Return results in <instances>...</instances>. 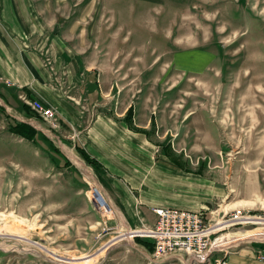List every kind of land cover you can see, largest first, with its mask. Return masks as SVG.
Masks as SVG:
<instances>
[{
    "label": "rangeland",
    "instance_id": "374dc122",
    "mask_svg": "<svg viewBox=\"0 0 264 264\" xmlns=\"http://www.w3.org/2000/svg\"><path fill=\"white\" fill-rule=\"evenodd\" d=\"M37 1L64 32L79 21L73 48L110 74L118 108L132 98L155 143L227 188L213 209L228 211L215 233L226 261L264 244V0ZM21 137L0 111V226L13 229L0 228V264H214L219 251L153 258L147 226L119 221L88 174Z\"/></svg>",
    "mask_w": 264,
    "mask_h": 264
},
{
    "label": "crops",
    "instance_id": "0c3cea01",
    "mask_svg": "<svg viewBox=\"0 0 264 264\" xmlns=\"http://www.w3.org/2000/svg\"><path fill=\"white\" fill-rule=\"evenodd\" d=\"M42 7L37 0H0V111L9 132L15 120L27 123L29 140L21 138L39 142L62 169L74 165L88 174L130 228L152 226L155 206L201 209L206 215L221 207L227 188L211 172L194 169L178 153H165L149 136L147 124L137 122L132 98L117 107L110 74L73 48L70 32L81 33L79 21L64 32ZM33 97L56 108L58 127L26 104ZM130 107L133 112L126 117ZM259 247L229 253L226 264H264L255 257Z\"/></svg>",
    "mask_w": 264,
    "mask_h": 264
},
{
    "label": "built area",
    "instance_id": "2783aa9c",
    "mask_svg": "<svg viewBox=\"0 0 264 264\" xmlns=\"http://www.w3.org/2000/svg\"><path fill=\"white\" fill-rule=\"evenodd\" d=\"M30 108L45 122H49L51 127L57 126L55 121L58 116L56 108L43 103L38 98L27 100ZM157 217L150 227L140 228L145 235H148L153 244L152 257L162 259L167 256H178L186 259L203 257L205 254H213L219 251V255H214V264H226L225 244H220L221 237L216 235L217 231L224 225V214L217 218L214 210L205 214L203 210H193L184 208L157 207ZM136 230V231H139ZM134 234H138L135 232ZM263 258V254L259 255Z\"/></svg>",
    "mask_w": 264,
    "mask_h": 264
},
{
    "label": "trees",
    "instance_id": "16d2710c",
    "mask_svg": "<svg viewBox=\"0 0 264 264\" xmlns=\"http://www.w3.org/2000/svg\"><path fill=\"white\" fill-rule=\"evenodd\" d=\"M132 107H130L129 109H128V111H127V113H126V117H128L130 114H131V112H132V109H131ZM31 127L27 124V123H25V122H22V121H14V122H12L11 124H10V129L12 130V131H15V132H18V133H20V134H22V135H25L27 138H29V131L31 132V129H30ZM163 147V149H164V145L162 146ZM164 151H165V149H164ZM166 153V152H165ZM83 154V156L85 157V159L88 161V162H90V163H92L93 165H96V160L93 158V157H90L89 155H87L85 152H83L82 153ZM260 246V248L262 249V251L264 252V244H262V245H259Z\"/></svg>",
    "mask_w": 264,
    "mask_h": 264
},
{
    "label": "bare ground",
    "instance_id": "6f19581e",
    "mask_svg": "<svg viewBox=\"0 0 264 264\" xmlns=\"http://www.w3.org/2000/svg\"><path fill=\"white\" fill-rule=\"evenodd\" d=\"M38 99H40L43 103H45L41 98H38ZM45 104H47V103H45ZM47 105H49V104H47ZM98 198H99V196L96 194L94 197H93V199L94 200H98ZM157 208V207H156ZM156 208H155V211H156ZM103 209L105 210L106 209V206L105 205H103ZM114 210V209H113ZM117 211V210H116ZM156 214H157V212H156ZM1 227H6V228H9V230H13V229H11V224H8V225H5V226H0V228ZM0 233H3V232H1L0 231ZM20 236V235H19ZM224 243V242H223ZM223 243H221V244H223ZM207 257V256H206ZM163 259V258H162Z\"/></svg>",
    "mask_w": 264,
    "mask_h": 264
}]
</instances>
